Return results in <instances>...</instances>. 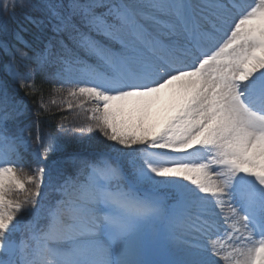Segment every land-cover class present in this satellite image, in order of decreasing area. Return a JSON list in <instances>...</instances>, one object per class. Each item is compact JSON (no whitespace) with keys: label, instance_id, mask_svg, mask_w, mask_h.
Instances as JSON below:
<instances>
[{"label":"snow or ice","instance_id":"1","mask_svg":"<svg viewBox=\"0 0 264 264\" xmlns=\"http://www.w3.org/2000/svg\"><path fill=\"white\" fill-rule=\"evenodd\" d=\"M0 264H264V0H0Z\"/></svg>","mask_w":264,"mask_h":264},{"label":"trees","instance_id":"2","mask_svg":"<svg viewBox=\"0 0 264 264\" xmlns=\"http://www.w3.org/2000/svg\"><path fill=\"white\" fill-rule=\"evenodd\" d=\"M38 86L40 85L39 78L37 79ZM19 97L23 98V103L26 104L30 109L35 111L41 102V93L35 95L25 96L24 93L19 89V86L14 83H9L8 85ZM42 96L43 102L49 108V111L45 113L40 119L42 122L43 131L47 132V125L51 124L53 127L59 123L63 118H67L66 123L71 127H78L81 122H83V116L78 115L82 110L73 109L69 111L67 105H60V96L53 93L51 84L42 85ZM55 100L56 103L53 104L52 101ZM89 107L85 104V108Z\"/></svg>","mask_w":264,"mask_h":264}]
</instances>
